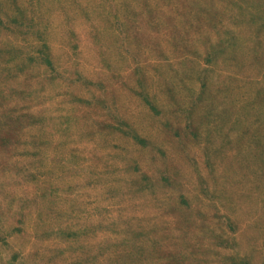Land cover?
Returning a JSON list of instances; mask_svg holds the SVG:
<instances>
[{
  "label": "rangeland",
  "instance_id": "obj_1",
  "mask_svg": "<svg viewBox=\"0 0 264 264\" xmlns=\"http://www.w3.org/2000/svg\"><path fill=\"white\" fill-rule=\"evenodd\" d=\"M0 264H264V0H0Z\"/></svg>",
  "mask_w": 264,
  "mask_h": 264
}]
</instances>
